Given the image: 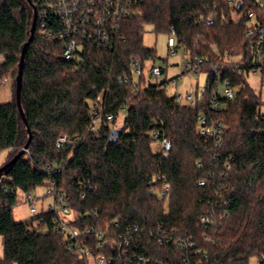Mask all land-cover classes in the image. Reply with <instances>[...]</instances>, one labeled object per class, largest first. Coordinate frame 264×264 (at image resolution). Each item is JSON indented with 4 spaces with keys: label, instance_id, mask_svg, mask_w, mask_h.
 <instances>
[{
    "label": "trees",
    "instance_id": "1",
    "mask_svg": "<svg viewBox=\"0 0 264 264\" xmlns=\"http://www.w3.org/2000/svg\"><path fill=\"white\" fill-rule=\"evenodd\" d=\"M257 1L239 0V7L228 0H143L121 21L112 48L84 41L81 57L74 61L62 56L59 37H42L37 20L21 95L32 140L17 163L0 175V264H83L75 243L54 229L53 212L21 221L14 217L19 193H33L51 178L77 214L71 224L116 232L137 224L144 250L160 262L186 264L182 249L169 241L182 237L191 238L198 251L188 254V264H250L254 256L264 264V101L240 68L248 63L260 32L249 36L243 20L233 19L247 6L264 22V0L262 5ZM33 16L28 0H0V81L12 82V100L0 101V154L6 152L9 159L28 142L15 79ZM201 16L205 20L199 23ZM147 24L170 34L172 27L177 46L207 73L206 90L197 94L195 106L170 95L168 79L147 82L144 66L150 60L154 66L157 59L155 48L143 43ZM225 53L242 59L225 64ZM227 80L236 89L232 99L221 95ZM101 93L114 119L91 131V101ZM214 100L220 107L212 105ZM124 105L122 135L108 145ZM201 113L225 123L219 144L197 133ZM155 133L171 140L168 157L155 152ZM63 134L78 139L59 148ZM48 165L61 170L49 173ZM164 182L171 188L161 198L158 189ZM41 218L44 230L36 225Z\"/></svg>",
    "mask_w": 264,
    "mask_h": 264
},
{
    "label": "built area",
    "instance_id": "2",
    "mask_svg": "<svg viewBox=\"0 0 264 264\" xmlns=\"http://www.w3.org/2000/svg\"><path fill=\"white\" fill-rule=\"evenodd\" d=\"M143 0H31L33 6L37 11V20H39V32L42 37L60 38L62 40V56L67 61H74L81 57V52L84 49V41H92L95 44L104 46L105 48H112L115 43V38L120 33L121 21L131 16L136 7L141 4ZM230 4H239V0H228ZM258 5H262L260 0ZM233 19L243 20L247 28L249 36L260 32V28L264 26L258 13L253 8L244 7L240 12L233 14ZM205 17L201 16L197 22H202ZM211 21V18H208ZM52 22L54 24H52ZM171 36L168 41L169 54L175 53L178 48V40L171 27ZM178 47V48H177ZM215 48V45L211 46ZM242 56L234 57L230 53H225L222 56V61L225 64H235L240 62ZM199 62L201 60H198ZM135 71L139 74L141 67L135 58L132 59ZM240 68L250 73H256L260 76V81L264 75V34L260 33L256 44L252 50L248 63H242ZM167 71L166 66L154 65L151 67V74L160 77ZM199 68L197 61L189 59V56L184 53L182 75L199 76ZM122 77L119 78L122 81ZM174 79V80H173ZM178 83L179 78L169 79V82ZM205 86L197 88L187 93L186 96L180 93H175L173 96L182 104L195 106L197 101V94H204ZM236 89L230 83L225 81L222 85L221 95L224 98H234ZM214 107H220V101L214 100ZM91 124L89 129L95 131L99 128L104 120H113L114 114L107 112L104 106L103 93L99 94L96 100L91 101ZM120 112L124 118L127 117L126 105H124ZM225 123L216 116L201 113L198 116L196 131L200 135L213 138L219 144L221 137L225 132ZM159 138V134L155 133ZM78 139L77 136L69 134L61 135L57 140L59 148L72 144ZM160 146L159 152L163 157H168L172 148V142L166 137L158 139ZM229 168V166H227ZM45 170L49 173L58 174L59 167L48 165ZM201 181L200 184H204ZM46 186V194L52 196L53 201L48 204L46 211L53 212L54 229L62 232L70 242H74L78 248V253L83 259V264H168L160 262L156 257L146 253V245H142L140 240L144 233L140 231L137 224L133 227L129 226L125 231H111L110 228H101L92 224H84L82 227L71 224L76 216L67 220V216L72 215L73 209L71 207L70 198L68 194L58 186L56 178H51ZM171 186L168 182H164L158 189V195L164 198ZM24 200L29 204L31 213L37 214L38 198L33 193L24 194ZM85 194H82L84 197ZM44 212V211H42ZM41 212V213H42ZM96 216L95 214L93 215ZM36 225L46 229V223L43 218L36 221ZM174 231V230H173ZM155 237V232L150 234ZM175 246L182 249L184 253V260L186 264L189 263L190 252L197 254L195 244L192 239H184L182 237H172L169 239ZM159 243L162 242L160 238Z\"/></svg>",
    "mask_w": 264,
    "mask_h": 264
},
{
    "label": "rangeland",
    "instance_id": "3",
    "mask_svg": "<svg viewBox=\"0 0 264 264\" xmlns=\"http://www.w3.org/2000/svg\"><path fill=\"white\" fill-rule=\"evenodd\" d=\"M171 34L169 32H155L154 26L151 24H147L145 26V31L143 35V43L146 47H153L156 50L157 59L155 61V65L157 66H166L167 71L160 77H156L151 74V65L153 62L150 60L144 66L143 72L146 75L147 82L156 83L160 82L163 79H172L179 78L177 84L173 82H169L167 91L170 95H174L175 93H180L183 96H186L188 92L192 90H196L197 88H201L204 86L207 80L206 72H199V76H190V75H182V65L184 58V50L183 48H178L175 53L169 54L168 41ZM187 55V54H186ZM237 57V56H234ZM168 58V61L165 62L164 59ZM4 60L3 56L0 54V63ZM174 80V79H173ZM247 80L253 90L260 94V98L264 101V84L260 81L259 74L250 73L247 76ZM12 82L10 79H6L0 81V101L1 102H9L12 100V92H11ZM261 112L264 114V105L261 108ZM124 116L121 113L118 117L116 128H121L123 123ZM29 135L27 136V140ZM160 146L158 143L154 144L155 152H158ZM9 156L6 155V152L0 154V164L6 163L9 159ZM24 193H19L18 203L14 208V216L16 220H26L36 215L31 213L29 210V204L24 200ZM33 195L38 198L37 202V214L42 211H46L48 208V204L53 201L52 196L46 194V186L38 187ZM76 216V212L73 211L72 215L67 216V220H71ZM3 237L0 235V255H3ZM260 260L258 257L254 256L250 259V264H259Z\"/></svg>",
    "mask_w": 264,
    "mask_h": 264
},
{
    "label": "water",
    "instance_id": "4",
    "mask_svg": "<svg viewBox=\"0 0 264 264\" xmlns=\"http://www.w3.org/2000/svg\"><path fill=\"white\" fill-rule=\"evenodd\" d=\"M28 2L31 4V6L33 7L34 10V16H33V22H32V27H31V35L28 39V41L23 45L22 47V52H21V56H20V62H19V69H18V74L17 77L15 79V84H16V91H15V99H16V104L20 113V116L23 120V122L27 125V129L29 132V139L28 142L26 143L25 147L18 152L14 157H12L11 159H9L6 163H4L2 166H0V175L9 167L13 166L14 164L17 163V161L23 156V154L25 153L26 149L28 148L31 140H32V132H31V128L28 125L27 122V118L25 115V112L23 110V106H22V99H21V95H22V86H23V71H24V66H25V56H26V51L28 46L30 45V43L33 41L34 36H35V32H36V28H37V11L36 8L33 6L31 0H28ZM240 3H239V7H240ZM260 33L264 34V26H262L260 28ZM122 135V129L121 128H115L111 131L109 140H108V145L113 144L116 140H118L120 138V136Z\"/></svg>",
    "mask_w": 264,
    "mask_h": 264
},
{
    "label": "crops",
    "instance_id": "5",
    "mask_svg": "<svg viewBox=\"0 0 264 264\" xmlns=\"http://www.w3.org/2000/svg\"><path fill=\"white\" fill-rule=\"evenodd\" d=\"M50 203H51V202H50ZM50 203H49V204H50ZM14 217H15V216H14Z\"/></svg>",
    "mask_w": 264,
    "mask_h": 264
}]
</instances>
